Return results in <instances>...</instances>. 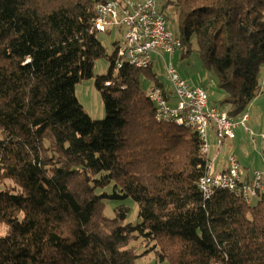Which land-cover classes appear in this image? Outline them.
Returning a JSON list of instances; mask_svg holds the SVG:
<instances>
[{"label": "trees", "instance_id": "trees-1", "mask_svg": "<svg viewBox=\"0 0 264 264\" xmlns=\"http://www.w3.org/2000/svg\"><path fill=\"white\" fill-rule=\"evenodd\" d=\"M102 1L0 0V264H137L139 238L161 263L264 264V191L250 205L221 189L202 196L200 140L155 121L142 88L161 86L152 68L115 72L117 42L108 56L91 33ZM169 3L181 56L195 50L224 93L213 107L244 114L264 95V0ZM102 58L106 117L95 121L75 85ZM123 200L138 222L124 204L105 214Z\"/></svg>", "mask_w": 264, "mask_h": 264}, {"label": "built area", "instance_id": "built-area-1", "mask_svg": "<svg viewBox=\"0 0 264 264\" xmlns=\"http://www.w3.org/2000/svg\"><path fill=\"white\" fill-rule=\"evenodd\" d=\"M114 29L123 31V42H117L115 72L124 65L137 69L152 68L154 57L172 56L182 51L178 35L168 28L166 17L156 7V0H103L98 3L91 21V33H110ZM165 70L170 94L162 86L152 84L145 95L154 106L157 123L171 122L198 136L200 155L207 160L205 173L197 182L202 196L208 199L215 190L221 189L250 205L264 191V173L254 171L250 180H243L240 163L234 155L229 156L224 171L213 173L207 158L211 147L210 132H213L218 146L234 140L238 127L252 135L247 126L249 115L245 112L237 120L229 117L209 105L204 88L190 85L171 64ZM170 100L175 107L169 105ZM261 138L264 139V131Z\"/></svg>", "mask_w": 264, "mask_h": 264}, {"label": "rangeland", "instance_id": "rangeland-1", "mask_svg": "<svg viewBox=\"0 0 264 264\" xmlns=\"http://www.w3.org/2000/svg\"><path fill=\"white\" fill-rule=\"evenodd\" d=\"M174 0H156V7L161 11L167 20L168 28L175 34H177L178 21L177 10L169 3ZM97 39L104 46L108 56L114 50V43L123 42V31L116 29L111 30L110 33L96 34ZM118 45V44H117ZM182 51L176 52L172 56L154 57L152 64V73L155 74L156 79L164 84V87L169 88L170 84L166 80V66L171 64L177 69L179 76L186 79L188 83L194 85H202L208 92V100L211 104L216 105L218 101L223 98V92L217 87L216 78L212 72L206 71L200 63V59L195 50L188 53V55L181 56ZM109 68V62L107 59L102 58L95 61L93 66V77L91 79L82 80L75 85V97L82 107L83 111L95 121L104 120L105 110L104 104L100 93L97 91L94 85L96 77L104 76ZM151 81L144 80L142 82V88L146 92L152 85ZM201 83V84H200ZM169 105L175 107L176 104L170 100ZM250 119L247 126L251 134H246L242 128L235 129V139L232 141H225L218 146L214 139L213 132H210L209 145L210 152L207 158L211 163V171L213 173L222 172L228 166V158L234 155L243 171L248 172L250 175L254 171L264 173V139L261 138V134L264 131V95H259L247 108L246 111ZM239 116L235 118L237 120ZM214 131V130H213ZM212 134V135H211ZM8 186L0 185V190ZM113 187H109L103 190H97L96 194L102 193L111 194ZM124 204L130 207L131 211L127 218V223L134 224L138 222L137 213L138 206L131 200L123 201H106L105 214L108 217L113 216V208L117 205ZM143 239H138L132 243L131 247L136 249V253L142 257L137 260V264H166L161 263L154 251H151V244L145 245ZM147 252V253H145ZM144 254V255H142Z\"/></svg>", "mask_w": 264, "mask_h": 264}, {"label": "crops", "instance_id": "crops-1", "mask_svg": "<svg viewBox=\"0 0 264 264\" xmlns=\"http://www.w3.org/2000/svg\"><path fill=\"white\" fill-rule=\"evenodd\" d=\"M185 81H186V79H184ZM158 81V80H157ZM188 82V81H187ZM158 83L163 87V89H164V91L167 93V94H170V91L168 90L169 88H167V87H164V84H162V83H160L159 81H158ZM151 84H154L153 82L151 83ZM201 84V83H200ZM190 85H192V86H198V87H202V88H204L202 85H194V84H192V83H190ZM205 89V88H204ZM206 90V89H205ZM207 91V90H206ZM208 93V92H207ZM208 96H209V94H208ZM209 105L210 106H214V105H212L211 104V102L209 101ZM249 119H250V117H249ZM249 122V121H248ZM212 135V134H211ZM209 138H210V133H209ZM225 170V169H224ZM223 170V171H224ZM241 171H242V179L243 180H250L251 179V176L252 175H250L248 172H245V171H243L242 169H241ZM220 173V172H219Z\"/></svg>", "mask_w": 264, "mask_h": 264}, {"label": "bare ground", "instance_id": "bare-ground-1", "mask_svg": "<svg viewBox=\"0 0 264 264\" xmlns=\"http://www.w3.org/2000/svg\"><path fill=\"white\" fill-rule=\"evenodd\" d=\"M200 145H201V142H200Z\"/></svg>", "mask_w": 264, "mask_h": 264}]
</instances>
